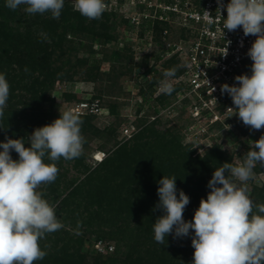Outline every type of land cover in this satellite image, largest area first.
I'll return each mask as SVG.
<instances>
[{
	"label": "rangeland",
	"instance_id": "1",
	"mask_svg": "<svg viewBox=\"0 0 264 264\" xmlns=\"http://www.w3.org/2000/svg\"><path fill=\"white\" fill-rule=\"evenodd\" d=\"M23 7L20 6L13 11L5 6V0H0V74L5 75L10 85L9 99L4 110L9 123L0 122V142L5 141L6 137L23 138L27 147L28 136L35 128L50 124L51 120L58 118L53 116L54 113L59 116V111L70 109L78 103L77 100H90L96 95L101 96L100 104L105 102L125 115V118H121L122 125L134 121L135 106L139 96L134 78L131 77L137 65L147 62L150 65L153 64L150 61L153 54L151 47L141 40L142 30L131 24L126 14L118 9L104 12L98 20H88L74 10V0H65L58 19H53L50 13L29 15L24 12ZM69 27H72L76 34L66 35L70 42L67 45L62 44L61 39L65 29ZM100 35L105 36L109 41L98 42ZM81 42H84V46H81ZM113 52H119L120 58H114L111 55ZM105 55H108V63H102L100 69L91 67L92 58L103 60ZM183 59L184 53L180 51L171 57H165L160 62L158 76H163V72L167 69L176 68L177 71L173 79L175 91L167 96L169 100L163 106L165 111L154 127L157 131H170L179 137L178 140L183 147L182 156L172 157V154L165 152L157 165H152L148 160L142 162L132 157L126 162L124 160L123 163L124 165L138 163L137 170L122 173L117 168V171L111 173L108 179L109 186L114 187L117 192L121 191V195L128 200L126 204L113 202L112 213L121 212L123 209L126 212L130 210L127 212L128 216L125 214L121 218L119 214L116 215L115 221L124 229H133L144 234L141 247L150 251L149 256L147 255L149 263L152 262L153 254L154 261L165 263V259V264H169V257L176 258V261L183 258L181 264H185L187 260H192L194 252L191 246V230L190 235L183 238L174 239L172 235H169L163 245L154 240L153 223L158 216L162 215L159 209H155L159 201L158 181L163 176L176 177L177 195L179 190H183L190 198V203L183 213L185 221H190L199 207L201 198L206 199L210 191L207 184L215 168L222 166L225 162L230 163V158L237 164L244 159L247 152L245 138L240 134L237 138L233 135H228L226 138L227 136L223 137L221 134L212 132L210 135H200L197 138L187 131L189 124L186 113L187 103L179 102L177 96L181 88V82L178 79L182 74ZM119 75L122 76L118 78ZM46 91L51 92L50 102L44 97ZM52 102L59 103L60 107L57 111L50 109ZM101 106L105 114L98 115V120L95 121L99 127L107 124L105 120L113 119L108 115L109 108L102 104ZM81 133L84 135L82 128ZM116 141L120 144L126 141L121 128L117 132V138L105 143L104 149L100 150L99 146L102 143L95 138L83 146V164L87 165L88 171L82 166H75V159H62L56 162L59 173L55 182L42 186L41 190L49 203L56 205V216L63 227L40 240L41 249L46 251L47 255L35 264H96V261H105L111 255L96 254L92 250V248L96 249L95 244H91V251L86 257L80 256V250L78 254L73 248L78 244L76 239L80 237L95 239L101 230L108 231L106 224L103 223H99L100 228L97 225L87 226L86 221L88 217L93 216V207L99 199L97 193L86 192L88 182L82 186L79 184L99 166L97 159L113 156L118 147L115 145ZM11 155L12 158L18 159L15 151H12ZM120 163L118 161L119 165ZM113 169L112 167L111 170ZM131 174H135L136 183L133 182L134 179L130 180ZM120 178L125 184L119 185V189ZM253 181V185L250 181L248 182L250 196L256 204H262L258 202L255 194L264 185V169H260L258 173L254 170ZM77 187H80L78 192L68 198V195ZM142 189H145L143 194ZM142 198L154 200V206L149 218L150 225L145 223L138 227V222L135 221L137 218L134 215L151 213V209H147L144 204L141 205ZM134 200L137 208L132 205ZM105 239L112 242H107L109 245H117L114 240L108 237Z\"/></svg>",
	"mask_w": 264,
	"mask_h": 264
},
{
	"label": "clouds",
	"instance_id": "2",
	"mask_svg": "<svg viewBox=\"0 0 264 264\" xmlns=\"http://www.w3.org/2000/svg\"><path fill=\"white\" fill-rule=\"evenodd\" d=\"M216 2L223 36L225 29L235 32L242 28L244 36L256 37L247 51L252 61L251 75L235 76L236 83H224L220 91L232 100L234 107L228 110L250 130L259 131L264 129V0H229L226 5L223 0ZM64 4L65 0H5L10 10L24 6L29 15L50 13L53 19L60 17ZM74 10L88 20H98L106 3L74 0ZM222 10H226V16ZM205 14L211 15L208 11ZM223 55H227L226 48ZM176 71L171 68L163 72L158 82L160 93L171 95L175 91ZM9 94L10 85L0 74V118ZM59 113L50 124L33 130L27 147L23 138L6 137L0 142V264L43 260L47 253L41 249L40 240L63 227L56 216V205L49 203L41 189L55 182L57 161L83 154L85 138L78 113L71 109ZM249 149L241 162H225L215 168L207 184L210 191L206 199L201 198L190 221L183 217L189 196L183 190L177 195L176 177L163 176L158 181L159 201L155 205L162 215L153 223L154 240L163 245L169 235L183 238L191 230V264H264V203L252 200L248 184L257 165L264 168V135L252 141ZM12 151L18 159L12 158Z\"/></svg>",
	"mask_w": 264,
	"mask_h": 264
},
{
	"label": "built area",
	"instance_id": "3",
	"mask_svg": "<svg viewBox=\"0 0 264 264\" xmlns=\"http://www.w3.org/2000/svg\"><path fill=\"white\" fill-rule=\"evenodd\" d=\"M223 2L226 5L229 0ZM105 3V11L120 10L131 24L142 30L141 40L151 47L152 53L159 52L165 58L183 51L184 63L178 79L181 88L177 96L179 102L187 103L189 133L197 138L212 132L223 137L230 135V132L240 134L237 124L242 121L228 110L234 105L227 94H221L220 87L224 83L235 84L234 78L237 75H251L252 61L247 51L256 39L255 36H244L242 28L235 32L225 29L223 36V20L216 11V0H105ZM205 11L211 15L206 16ZM222 15H227L226 10H222ZM157 23L166 24L159 37L155 29ZM225 48L226 56L223 55ZM159 68L160 64L156 70L146 74V80H151ZM155 87L154 97H157L162 93L158 90V84ZM137 102H142L140 96ZM70 109L79 115L105 114L97 99L82 100ZM158 109L159 112L149 116L148 123L160 118L165 111L160 105ZM142 115L140 113L139 116ZM122 117L125 118V115ZM137 118L135 114L134 121L123 123L121 132L124 139L130 140L141 129L136 124ZM261 135H264V129H249L243 138L251 145ZM113 247L103 241L95 243V248L102 253L113 251Z\"/></svg>",
	"mask_w": 264,
	"mask_h": 264
},
{
	"label": "trees",
	"instance_id": "4",
	"mask_svg": "<svg viewBox=\"0 0 264 264\" xmlns=\"http://www.w3.org/2000/svg\"><path fill=\"white\" fill-rule=\"evenodd\" d=\"M107 12V11H105ZM166 27V24L163 23H157L155 25L156 29V34L159 37L160 31ZM74 36L76 34V31H73L72 27L66 28L65 29V34L63 35L61 41L62 44H68L70 40L67 39L66 35ZM94 36V35H93ZM104 41H109L108 38L105 36L103 37L100 35L98 37V42L103 43ZM81 46H84V42H81ZM114 58H120L121 54L119 52H113L111 54ZM108 55H105V59L99 60L92 58L90 61L91 67L95 69H100L102 63H108ZM164 59L162 55L159 52H155L152 54V60H150L153 64L150 65L149 62L143 64V65H137L135 68V71L132 75L131 78H134L135 85L139 88L138 89V95L142 98V102H137L135 106V113L137 115V120L136 124L138 127H141V129L132 137L130 140L124 141V143L120 144L119 141L115 142V145H118V147L115 149L113 156L103 158L101 161L98 162V167L95 168L92 172H90L87 175V178L79 184L80 186L84 185L85 182L87 183V191L86 192H91V193H97V197L99 199V202L95 204L93 207L92 217H88V221H86L87 226L93 227L95 225H99V223H103L104 225L106 224V228H108L107 232H104V230H101L100 234L95 237V239H92V237H85L80 239H76V244L73 249H75L77 252H80V256L86 257V255L89 253L90 246L91 244L94 245L98 241H103V242H110L106 240L105 238L108 237L111 240H114L116 242V246L114 245V249L111 252H107L108 254H111L110 256L107 257L105 261H96V264H165L166 260L164 259L163 263L162 261H154L155 258L154 255H151V261L149 263L147 259V255L149 256L148 249H144L141 246H143V239H144V234H141L140 232H136L135 230H131L128 228H122L120 225H117L116 221L118 215L119 217L122 218L125 214L127 215V212L124 211V209L121 212H114L112 213L113 210V202L114 203H121V204H126L128 201L123 195H121V191L117 192V190L111 186H109L108 179L111 176V173L117 171V168L124 173V171H133L138 169V163H134L132 165H124V160L132 159V157H136L138 161H149L152 163V165H157L159 163V159L162 157V155L165 152H168L172 154V157H177L179 158L181 155V152L183 150V147L180 143L179 137L177 135H174L170 131L166 132H161L157 131L154 129L157 120L153 122L148 123L149 116L153 113L159 112L158 106H164L166 105V101L168 95L165 94H160L157 97H154L156 93V85L158 82L163 79V76L159 75L158 73L152 77L151 80H146V74H148L151 71L156 70L160 62ZM145 66V68H143ZM122 75H119L118 78H120ZM130 78V77H129ZM50 91H46L44 94L45 99L50 102ZM64 97V96H63ZM101 96H94L92 99H99L101 101ZM80 102L81 100H77ZM103 106H106L109 111V116H111L113 119L112 120H105L107 124H104L103 127H99L95 121L98 120V115L95 114H84L80 115L83 124L85 125L84 127L82 126V132H83V137L85 138V143L84 145L88 144L90 140L92 139H97L99 140L102 144L99 146L100 150L105 148V143L111 142V140H114L117 138V132L119 129L122 127L121 123L123 122L122 118V113L119 112V109H114L112 108L109 104H106L105 102H101ZM100 104V105H101ZM58 107H60L58 102H52L51 105V110L52 111H57ZM143 114L142 116H139ZM57 113H54L53 116H57ZM7 114L4 113L3 118H0V122L3 124L9 123L6 119ZM55 119V118H54ZM53 119V120H54ZM51 120V122L53 121ZM50 122V123H51ZM121 126V127H120ZM237 128L240 132V135H246L249 131V127L245 126L242 122L237 124ZM230 135H233V137H238L234 133L230 132ZM228 138V136L226 137ZM246 150L249 151V146L250 143L244 141ZM14 159V158H13ZM63 158H61L59 161H61ZM83 159H84V154H82L79 158L75 159V166H82L84 170L88 171L87 165L83 164ZM64 160V159H63ZM58 161V162H59ZM118 161H120V165L118 164ZM132 161V160H131ZM229 161L230 163H233L232 159L230 158ZM45 162H49L48 160H45ZM123 163V164H122ZM235 165V163H233ZM119 165V167H118ZM143 165V164H141ZM112 167L114 168L113 170ZM144 167V166H143ZM261 168L259 165L254 169L256 173L260 172ZM130 180L134 179L133 182H137L135 180V174H131ZM132 182V183H133ZM250 182L254 183L253 179L250 180ZM73 183V182H72ZM71 183V184H72ZM125 182L122 178H120L119 185H124ZM73 185V184H72ZM49 188L51 186H48ZM80 187H77L75 191H73L70 195H75L76 192ZM120 189V186H119ZM145 190V189H144ZM143 189L142 194L145 192ZM130 192V191H129ZM131 192H136V191H131ZM130 192V193H131ZM128 194V193H127ZM255 197L258 199V202L264 203V185L262 189L258 190V193L256 192ZM67 198V199H68ZM143 199V198H142ZM66 200V198L64 199ZM136 200V197H135ZM135 200L133 201V206L137 208V205L135 203ZM130 201V200H129ZM105 202V203H104ZM144 204V206L147 209H151L150 212H146V214L140 213L139 216L134 215L138 222V227H140L142 224L144 225L147 223V225H150V216L153 213V206H154V200L150 201L148 199L142 201L141 205ZM123 206V205H122ZM131 207V206H129ZM116 213V214H115ZM148 215V216H147ZM128 216V215H127ZM126 220L128 221V218L126 217ZM98 226V227H99ZM100 228V227H99ZM147 229V228H146ZM148 230V229H147ZM149 232V231H148ZM78 240V241H77ZM112 243V242H110ZM109 244V243H108ZM77 248V249H76ZM92 250L98 254L102 255L103 253H99L97 249L92 248ZM78 252V254H79ZM192 255V254H191ZM187 256V254L185 255ZM161 257L165 258L164 255H161ZM193 259V257H192ZM169 264H181L183 261V258L180 259L179 261H176L177 259H172L171 257L168 258ZM191 259L189 261L187 260L184 262L185 264H191Z\"/></svg>",
	"mask_w": 264,
	"mask_h": 264
}]
</instances>
